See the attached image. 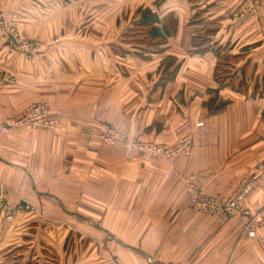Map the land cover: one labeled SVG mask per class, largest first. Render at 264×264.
<instances>
[{"label": "crops", "instance_id": "1", "mask_svg": "<svg viewBox=\"0 0 264 264\" xmlns=\"http://www.w3.org/2000/svg\"><path fill=\"white\" fill-rule=\"evenodd\" d=\"M127 2L133 21L140 8L160 28L174 21L161 51L116 61L119 47L105 60L102 46L53 45L0 93V186L20 208L12 221L0 217V235L22 230L16 247L35 261L47 252L46 264H264V186L246 202L258 214L251 238L244 219L190 210L183 183L193 177L209 194L231 196L264 158V0ZM203 29L213 32L211 48L198 54L191 38ZM224 46L243 55L235 71L245 92L213 79L212 49ZM26 81L56 127L3 133ZM106 125L165 146L189 135L190 155L168 163L108 147L99 139Z\"/></svg>", "mask_w": 264, "mask_h": 264}, {"label": "rangeland", "instance_id": "2", "mask_svg": "<svg viewBox=\"0 0 264 264\" xmlns=\"http://www.w3.org/2000/svg\"><path fill=\"white\" fill-rule=\"evenodd\" d=\"M129 11L127 0H0V45L2 46L1 50L4 51L3 54L0 53V62L4 64L7 62L6 65L0 67V93L9 90L10 83L13 80L16 81V69L24 72L33 71L31 63L42 60L49 51L48 47L53 45L60 46V49L79 44L89 47L102 46L104 47L105 60L108 59L107 54H109L107 49L115 46L116 49L119 48L114 52V55L119 54L120 57L122 56L121 58L125 59L136 58L134 57L135 48L126 44L123 36L128 30L127 27L134 22V17ZM110 55L113 60H118L117 55L114 56L111 53ZM145 58L147 59V57ZM13 63L15 65L19 63V66L11 67ZM17 81L21 82V79ZM30 88L31 84L26 81L24 92H20L19 96L23 97L22 107L19 110L21 112L8 121H15L24 112L30 111H39L40 118L45 112L46 117L51 119L49 105L33 98ZM258 113L260 115L259 122L262 121L264 126V111H258ZM105 127L114 128L109 125ZM186 178H190L206 196L227 203L234 201L246 189V193L240 197L239 212L232 213L231 217L225 220L221 217H210L223 223L232 218L244 219L243 231L247 227L249 232H253L252 237H254V225L258 214L251 215L246 207V202L257 187L264 186V158L255 163L251 170V176L245 179L231 196L211 195L204 186L197 185L193 177H183L185 192L184 181ZM0 217L4 219V216L0 215ZM0 226L3 227V224L1 223ZM21 231H17L15 227H9L5 231L6 233L0 235V264H46L47 260H53V257L47 252L44 253V259L41 257L40 260L35 261L32 255L31 259H27L28 256L24 257L26 247L21 248L23 250L20 252L16 251L18 249L15 245L16 236ZM72 234L77 233L72 231L70 236ZM73 246V244L68 245L69 248ZM47 255L50 259L46 257Z\"/></svg>", "mask_w": 264, "mask_h": 264}, {"label": "built area", "instance_id": "3", "mask_svg": "<svg viewBox=\"0 0 264 264\" xmlns=\"http://www.w3.org/2000/svg\"><path fill=\"white\" fill-rule=\"evenodd\" d=\"M39 118V111L24 112L17 120H10L4 123L1 130L3 133H6L9 128L23 126L33 129H53L56 127V122L47 118L45 112L43 113V117ZM202 125V123H199L197 127H201ZM99 139L102 144L108 147L123 149L129 153L145 154L152 158H161L168 163H172L177 159L187 158L190 155L192 144V139L189 135L180 137L172 146H165L154 142H144L134 137H128L119 130L110 127H104ZM184 182L188 195V206L192 211L213 217H221L224 220L230 218L232 213L239 212L238 210L241 207L239 204L241 200L240 197L246 193V189H244L234 201L227 203L206 196L190 178H186ZM6 196L7 191L5 187L0 186V214H2L7 221H12L15 215L20 211V208L10 205L6 200ZM244 231L248 236H253V232H249L247 227L244 228Z\"/></svg>", "mask_w": 264, "mask_h": 264}, {"label": "trees", "instance_id": "4", "mask_svg": "<svg viewBox=\"0 0 264 264\" xmlns=\"http://www.w3.org/2000/svg\"><path fill=\"white\" fill-rule=\"evenodd\" d=\"M136 17L123 36L126 40L125 43L137 50L134 54L138 58L144 59V56L150 52L161 51L172 33L174 21L169 22V27L160 28L158 16L148 8L139 9L136 12ZM212 35V31L203 29L199 34L193 36L191 38L193 51L198 54L207 52L211 48L210 37ZM212 53L216 58L213 72L215 83L220 88L231 87L238 92H245L243 80L235 71V66L243 59V55L230 54L228 46L214 48ZM21 250L23 249L19 248L16 251L20 252Z\"/></svg>", "mask_w": 264, "mask_h": 264}]
</instances>
